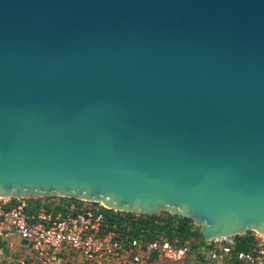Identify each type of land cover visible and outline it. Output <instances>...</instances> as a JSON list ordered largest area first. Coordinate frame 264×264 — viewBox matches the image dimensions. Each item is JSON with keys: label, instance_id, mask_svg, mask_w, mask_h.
<instances>
[{"label": "water", "instance_id": "95a60500", "mask_svg": "<svg viewBox=\"0 0 264 264\" xmlns=\"http://www.w3.org/2000/svg\"><path fill=\"white\" fill-rule=\"evenodd\" d=\"M28 194L264 233V0H0V196Z\"/></svg>", "mask_w": 264, "mask_h": 264}, {"label": "built area", "instance_id": "2783aa9c", "mask_svg": "<svg viewBox=\"0 0 264 264\" xmlns=\"http://www.w3.org/2000/svg\"><path fill=\"white\" fill-rule=\"evenodd\" d=\"M29 195L0 196V238L10 255L0 264H150L191 261L203 264H264V233L251 229L247 250L237 246L235 233L212 237L199 247L167 239L149 241L118 235L106 213H117L101 202L86 206L60 200L57 208L38 207ZM85 201V200H83ZM17 236L13 245L11 236Z\"/></svg>", "mask_w": 264, "mask_h": 264}, {"label": "trees", "instance_id": "16d2710c", "mask_svg": "<svg viewBox=\"0 0 264 264\" xmlns=\"http://www.w3.org/2000/svg\"><path fill=\"white\" fill-rule=\"evenodd\" d=\"M48 205L43 202L35 205L34 208ZM106 221L110 225L114 224L118 235L127 238H137L139 240L149 241L158 238H165L179 244L189 243L192 249L199 247L204 242L199 226L193 224L192 220L187 217H181L168 213H135L129 211H119L117 213H106ZM252 238L251 233L237 235L241 250H247L246 241ZM190 262V258L185 259ZM194 263V261H191Z\"/></svg>", "mask_w": 264, "mask_h": 264}, {"label": "rangeland", "instance_id": "374dc122", "mask_svg": "<svg viewBox=\"0 0 264 264\" xmlns=\"http://www.w3.org/2000/svg\"><path fill=\"white\" fill-rule=\"evenodd\" d=\"M30 197L29 199L30 200H34V199H40L42 200L41 202L44 201L45 204H47L48 208L49 207H53L54 209L58 207V203L56 202H59L60 200H63V201H76L78 202L79 204H83L81 202H84L86 204V206H90L92 204H97V203H94L95 201H83L84 199L83 198H80L81 196L79 197H76V196H62V195H58V194H52L50 196H33L31 194H28ZM155 213H159V214H163V213H168V214H173L171 212V209L170 208H164V207H159L155 210ZM177 215V214H175ZM193 222V221H192ZM194 224V222H193ZM200 229V227H199ZM250 233L251 232V229H247V230H244V231H241L239 232L240 234H245V233ZM150 264H203L201 262H188V261H184V262H179V263H171V262H167L165 260H158L157 262H153V263H150Z\"/></svg>", "mask_w": 264, "mask_h": 264}, {"label": "crops", "instance_id": "0c3cea01", "mask_svg": "<svg viewBox=\"0 0 264 264\" xmlns=\"http://www.w3.org/2000/svg\"><path fill=\"white\" fill-rule=\"evenodd\" d=\"M32 202H37L40 203L42 200L40 199H34L31 200ZM11 240L13 241V245H16L18 243V238L17 236L13 235L10 237ZM11 248L8 246L7 240L0 238V256L2 258H5L10 255Z\"/></svg>", "mask_w": 264, "mask_h": 264}]
</instances>
